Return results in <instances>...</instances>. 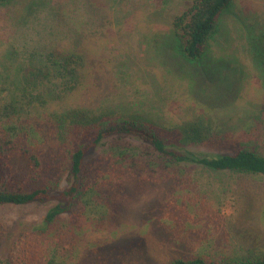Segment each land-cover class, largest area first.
<instances>
[{"label": "rangeland", "instance_id": "374dc122", "mask_svg": "<svg viewBox=\"0 0 264 264\" xmlns=\"http://www.w3.org/2000/svg\"><path fill=\"white\" fill-rule=\"evenodd\" d=\"M192 2L12 0L1 6L0 130L16 117L38 125L74 108L139 115L162 129L175 125L171 133L190 122L238 132L253 116L259 126L246 142L264 153V57L256 47L264 40V0H235L201 61L184 56L172 27ZM55 50L81 55L79 85L71 88L58 70L34 105L31 97H17L16 116L10 115L4 106L19 93L22 64L34 56L45 61ZM179 147L228 151L190 142ZM123 150L128 156L121 161ZM86 159L108 175L103 216L89 217L77 205L45 229L43 218L57 199L0 204L3 255L15 243L23 264L55 246L68 264H168L197 256L243 261L264 253V174L169 162L132 136L104 139Z\"/></svg>", "mask_w": 264, "mask_h": 264}, {"label": "trees", "instance_id": "16d2710c", "mask_svg": "<svg viewBox=\"0 0 264 264\" xmlns=\"http://www.w3.org/2000/svg\"><path fill=\"white\" fill-rule=\"evenodd\" d=\"M11 1L0 0V7ZM234 1L193 0L190 6L172 18L174 34L180 41V49L185 57L202 60L209 39L218 30L223 12ZM256 47L259 57H264V40L257 42ZM80 60L81 55L74 51L55 50L48 54L45 61L34 56L23 63V67H20L21 76L16 83L19 93L10 98L4 109L16 116L13 112L21 102L17 97H31L28 102L34 105L42 97L48 82L53 78L55 80L58 70L61 76L73 81L74 86L71 88L77 87L80 82ZM62 88L67 90L69 86L63 83ZM52 96L57 98L53 92ZM196 124L190 122L179 125L176 133L169 131L170 135L168 130L175 125L162 129L139 115L126 112H91L74 108L54 112L45 123L38 125L36 121L34 124L28 119L16 117L15 124L0 130V204L45 203L57 199L43 218L45 229L51 227L62 214L72 212L77 205H82L83 213L89 217L91 213L101 212V208L109 204L107 194L103 193L108 175L101 165L89 167L86 157L93 148L110 137L138 138L147 142L158 156L176 164L192 162L214 170L264 174V153L246 142L259 126L256 117L244 120L238 132L224 130L221 125L200 128ZM183 142L211 145L228 151L206 154L189 152L179 147ZM240 142L242 145L239 146ZM126 153L123 150L118 160H126ZM64 182L67 184L63 187ZM261 215L264 217V204L261 206ZM5 234L6 225L0 222V239ZM23 262L17 243L7 254L0 252V264ZM30 264L68 263L61 250L55 246L49 254L40 255ZM168 264H264V253L243 261L231 258L208 261L197 256L172 259Z\"/></svg>", "mask_w": 264, "mask_h": 264}]
</instances>
